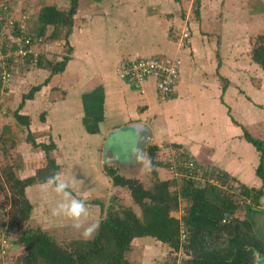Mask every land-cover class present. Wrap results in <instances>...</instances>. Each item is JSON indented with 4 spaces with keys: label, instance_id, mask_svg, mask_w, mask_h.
I'll list each match as a JSON object with an SVG mask.
<instances>
[{
    "label": "crops",
    "instance_id": "obj_1",
    "mask_svg": "<svg viewBox=\"0 0 264 264\" xmlns=\"http://www.w3.org/2000/svg\"><path fill=\"white\" fill-rule=\"evenodd\" d=\"M12 1L16 9H30L37 23L42 6L32 9L26 0ZM194 3L78 0L71 32L61 41L69 57L64 70L50 75L36 66L13 82L14 103L9 108L22 116L25 124L17 122L14 114L3 120L30 134L29 148L33 150L27 153L45 156L32 143L47 145L42 137L49 138L58 173L93 193L99 186L112 185L105 164L126 178L140 182L146 178L136 158L147 156L145 148L149 146L157 148L155 179L160 181L174 178L166 165L170 153L185 156L198 170L224 173L239 185L261 188L262 181L255 174L260 156L245 140L244 131L264 141V73L251 55L254 38L264 29L263 14L246 3L236 7V0H199L193 20ZM44 6L69 7L67 0H47ZM185 24L190 26L191 37L187 47L179 49L174 33ZM172 56L180 58L181 68L175 93L165 102L157 100L154 78L135 87L115 74L123 59ZM24 83L40 88L22 103ZM131 124L143 125L144 131L132 134L125 129ZM116 129L122 130L109 136ZM115 140L128 146L127 153L114 147ZM32 167L21 169L27 175L20 179L34 176ZM39 185L28 186L26 197L33 205L35 199L30 195L37 193L41 205L48 203L50 217L42 215L56 220L51 214L56 195L43 192ZM262 204L264 195L258 210L245 212L244 218L264 239ZM33 210L39 211L35 206ZM95 210L90 209L92 217H88L99 223Z\"/></svg>",
    "mask_w": 264,
    "mask_h": 264
},
{
    "label": "trees",
    "instance_id": "obj_2",
    "mask_svg": "<svg viewBox=\"0 0 264 264\" xmlns=\"http://www.w3.org/2000/svg\"><path fill=\"white\" fill-rule=\"evenodd\" d=\"M77 1L70 0L66 10L58 9L56 6H43L37 16V28L33 29L34 33L46 37L48 44L60 43L66 39L71 32ZM194 4L197 14L199 0H195ZM48 27L52 29L49 34L46 33ZM251 55L252 60L264 73V32L257 36ZM44 57H40L36 66L46 69L50 75L62 72L69 60V57L65 56L61 61L55 63L45 61L46 64H43ZM39 88L32 87L23 95L22 103L26 99H31ZM13 117L20 124H25L24 118L17 112ZM244 138L259 153L260 163L255 174L262 181L259 189L239 185L238 195L243 204H248L247 213L258 210L259 200L264 195V141L252 138L246 131ZM37 146L44 151L45 156L42 166L34 176L20 179L5 171L4 179L12 185L11 189L16 191L17 199L13 206L18 210V222L27 221L31 211V204L25 196V188L40 183L46 176L59 171L50 154L54 145L50 143ZM156 150L155 146L147 148V156L155 168L158 165L155 161ZM179 159L188 160L180 155ZM191 163L194 165V162ZM167 167L170 169L169 163ZM179 173L183 174L180 180L181 189L171 190L176 185ZM189 173L195 171L177 168V175L173 173L175 176L173 179L166 181L155 179L150 187L144 188L137 179L126 178L107 168L106 174L112 185L126 187L129 190L131 201L138 207L141 216L136 215L132 208L123 209L119 213L109 210L99 221V229L93 239L73 240L67 246H62L53 236L40 228L22 229L18 242L25 252L17 259L21 264H134L126 259L125 254L130 249L132 241L142 237L153 238L176 253L182 250L184 258L181 264H255L256 254L264 258V239L255 232L250 220L240 219L234 215L239 208L238 202L224 195L218 188V185L228 184L233 180L227 174L213 171L217 184L210 183L205 187H197L194 184L196 178L191 177ZM151 174L156 178L155 169ZM180 199L187 201L188 206L182 216L177 218L172 216L171 212L177 208ZM97 204L102 206L101 202ZM10 223H12L10 219L7 220V226ZM181 227L186 232L184 242L180 241Z\"/></svg>",
    "mask_w": 264,
    "mask_h": 264
},
{
    "label": "rangeland",
    "instance_id": "obj_3",
    "mask_svg": "<svg viewBox=\"0 0 264 264\" xmlns=\"http://www.w3.org/2000/svg\"><path fill=\"white\" fill-rule=\"evenodd\" d=\"M45 1L47 0H26V3L30 5V7H32L33 9V7L35 8H38V7L40 8L41 6L43 7L45 5ZM69 2L70 0H67L68 5H69ZM240 2L242 3V6L243 4L245 5L246 3L247 7H250V8L253 7L255 11L258 10L259 13L263 14V24H264V0H236V7L241 6ZM195 11H196V8L193 6L191 10V17L193 18V20H195ZM33 18L34 16L32 14L30 26L32 30L33 29L36 30L37 23L33 21ZM51 31L52 29L50 27L46 29L47 34H49ZM263 32H264V29L261 34H263ZM254 39L256 41L257 37H255ZM63 50H64V46L61 42L53 43L52 45H50L47 48L48 52L45 54L43 64L45 63V61H49L51 63L61 61L64 58V56H67L66 51L64 52ZM34 67H36V65L35 66L34 65L19 66L18 74L15 76V78L21 73L24 74L30 69L32 70V68ZM29 83H26V84L24 83L25 84L24 89L26 88L25 89L26 93H28L32 87L31 86L32 84H29ZM13 95L14 94L9 93V96L5 98V102L3 105L4 107L0 110V230L2 229L0 232L3 231L5 233V235L8 237L10 244H11L10 254L3 258L0 257V264H21L19 259L17 258H19V256H21L25 252L23 247L18 242L19 235L22 229L40 228L46 233L53 236L55 240L62 246H67L73 240L82 239L81 237L82 230H77L73 228L71 221L66 220L63 217H58L56 220L55 219L50 220L46 218V217H50L49 214L46 213L48 209V206H47L48 203L46 205H41L42 199L38 200L37 193H34V194L32 193L31 195L29 194L31 196V199L33 200L35 199L34 200L35 202H33V205L31 204L32 205L31 210L34 211L33 206H35L36 210H39L40 212L38 211V213H36L34 211L32 213V211H30V215L27 221L25 222L17 221L19 220L18 210L17 208L13 206V202H15L17 199V196L15 195L16 191L11 189L12 185L6 182V180L4 179V176L6 175V172H7V174L12 173L14 177H17V178L24 177L25 175H27V172L22 171L21 169L27 170V167L31 165H33L34 167V168L32 167L34 170V171L32 170V173L34 172L36 173L38 171V168L42 166L41 164H42V160L44 159V156H42V152L41 154H38L36 156L33 155L34 153L33 154L27 153L29 152V149L33 150V147L29 148L31 147V142L29 141L30 134L27 135L25 131L21 129L20 127H16L14 129L11 128L9 124V120L8 122L6 120H3L4 116L6 115L12 116L14 114L13 108H9L10 103H14ZM21 100L23 99L21 98ZM42 139H44L43 141L45 143H48L47 145L50 144L49 138H46L43 136ZM23 145H26V146L24 148H20V147H23ZM114 147H117L119 151H124V154L127 153V150H129L127 145H124V143H120L119 141H116V140L114 143ZM34 148H40V147L35 145ZM145 150L147 151L146 148ZM170 157H171V154L169 153L167 161H166V165H168V163H171L169 161ZM33 161L36 162L35 165L32 164L34 163ZM108 165L109 164H105V170L108 168ZM110 165H113V164H110ZM199 170L197 174V179L194 181L195 186L205 187L206 185L210 183L217 184L215 181L216 179L214 178V175H213L214 173H207V172H204L203 170L201 171ZM115 171L117 172V169ZM120 175L124 176V174H120ZM146 175H147L146 178L142 179L141 182L138 180L143 185L144 188L150 187L155 182V177L151 173L146 174ZM181 175L183 174L181 173ZM181 175L179 173V176L177 177V180H176L177 181L176 185L173 188H171V190L179 191L181 189V186H182L181 181H180L182 179ZM227 185H231L232 188L236 187V189L238 190L239 184L233 181L228 184L218 185L219 186L218 188L219 190H221V192L224 195H228L232 197V199L235 202L236 201L238 202L239 208L238 210L235 211L234 215L240 219H244V214L247 210L248 204H240L239 203L241 199L239 198L240 196L237 194H231L229 191H226L225 189ZM111 186L109 185H103L102 187L99 186L98 192L95 191L94 193L91 191V189L90 191L88 190L86 191V189H82L78 185H72V188L70 190L72 191V194L76 198L84 200V202L89 206V211L90 209H96L95 213H96V216L98 215L99 220H101L102 216H105L106 212L109 210L114 213L115 212L119 213V212H122L123 209H126V208H132L133 211L136 213V215L140 217L141 216L140 210L138 209L137 206H134V204L132 203L129 190L126 187L121 189L118 187H114L113 185ZM46 195L47 193L45 194V196ZM57 199L58 197H56L55 200ZM97 199H100V200H97ZM97 201L101 202L102 206L101 205L96 206L95 203ZM187 206H188L187 201L180 199L178 201L177 208L174 209V211H172L171 214L177 217L178 216L181 217L182 214L185 212V209L187 208ZM262 207H264V204H262ZM43 213L46 215V217L45 215H42ZM89 216L92 217V213H90ZM41 218H44V219H41ZM9 219L12 223H10V225L7 226L6 223H7V220L9 221ZM95 219L96 218H94V220ZM94 220L92 221V219H89V217H87L85 220V224L92 223L94 222ZM5 225L7 226L6 228L4 227ZM182 252L183 251L176 253L168 246L163 245L162 243H159L153 238H142V239H136L135 241L131 243L130 249L126 252L125 256L129 262L134 263V264H181L182 258H184ZM261 260L262 261L259 260L258 254H256L255 264H264V258H262Z\"/></svg>",
    "mask_w": 264,
    "mask_h": 264
},
{
    "label": "built area",
    "instance_id": "obj_4",
    "mask_svg": "<svg viewBox=\"0 0 264 264\" xmlns=\"http://www.w3.org/2000/svg\"><path fill=\"white\" fill-rule=\"evenodd\" d=\"M32 13L29 9H16L12 0H0V110L4 107L5 98L12 91L18 67L36 65L40 57L45 56L46 37L38 36L31 29ZM188 24L176 29L174 38L179 49H185L191 37ZM181 60L178 56L164 58L140 57L123 59L118 62L115 74L132 86L141 87L149 78L156 80V96L159 102L169 100L175 93L180 74ZM170 171L177 175V168L195 171L189 173L197 179L198 169L191 161H182L177 154H171ZM226 191L239 194L236 187L227 185ZM243 204V200L239 201ZM186 232L180 229V241L184 242ZM11 244L4 232L0 234V257L10 254ZM182 251V250H180ZM179 251V252H180Z\"/></svg>",
    "mask_w": 264,
    "mask_h": 264
},
{
    "label": "clouds",
    "instance_id": "obj_5",
    "mask_svg": "<svg viewBox=\"0 0 264 264\" xmlns=\"http://www.w3.org/2000/svg\"><path fill=\"white\" fill-rule=\"evenodd\" d=\"M140 164L141 174H150L155 166L146 155H139L136 158ZM40 188L43 192H52L58 197L54 206L51 208V214L56 217H63L72 222V227L81 231V237L84 240H91L98 232L99 223L92 222L85 224L89 216V206L82 199L76 198L72 191V182L63 179L60 173H52L46 176L40 182Z\"/></svg>",
    "mask_w": 264,
    "mask_h": 264
},
{
    "label": "water",
    "instance_id": "obj_6",
    "mask_svg": "<svg viewBox=\"0 0 264 264\" xmlns=\"http://www.w3.org/2000/svg\"><path fill=\"white\" fill-rule=\"evenodd\" d=\"M126 130H129L132 132V134L136 135L139 134L141 131H144V127L141 124H131L125 127ZM122 129H116L114 131H112L111 133H109V136L114 135L118 132H120ZM115 159H118L117 156H115ZM258 258L260 261H262L261 259L263 258L262 256L258 255Z\"/></svg>",
    "mask_w": 264,
    "mask_h": 264
}]
</instances>
